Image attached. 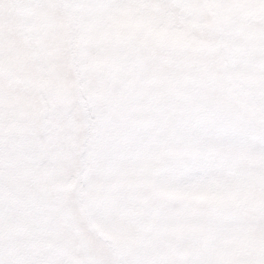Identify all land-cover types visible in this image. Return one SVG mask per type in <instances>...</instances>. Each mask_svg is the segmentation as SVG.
I'll use <instances>...</instances> for the list:
<instances>
[{"label": "rangeland", "instance_id": "obj_1", "mask_svg": "<svg viewBox=\"0 0 264 264\" xmlns=\"http://www.w3.org/2000/svg\"><path fill=\"white\" fill-rule=\"evenodd\" d=\"M0 264H264V0H0Z\"/></svg>", "mask_w": 264, "mask_h": 264}]
</instances>
